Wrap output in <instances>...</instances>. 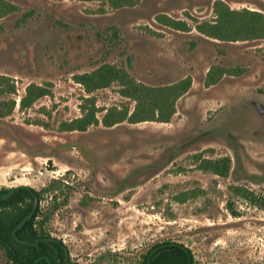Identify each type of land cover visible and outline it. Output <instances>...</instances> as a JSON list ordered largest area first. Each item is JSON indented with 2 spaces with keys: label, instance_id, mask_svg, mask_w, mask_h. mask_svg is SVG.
Listing matches in <instances>:
<instances>
[{
  "label": "rangeland",
  "instance_id": "1",
  "mask_svg": "<svg viewBox=\"0 0 264 264\" xmlns=\"http://www.w3.org/2000/svg\"><path fill=\"white\" fill-rule=\"evenodd\" d=\"M8 1L18 8L0 14V101L16 106L0 117V186L68 184L42 205L73 261L139 264L154 242L174 239L196 264H264V208L234 191L264 194V38L199 31L217 0ZM223 1L264 13V0ZM103 66L151 86L187 77L191 86L170 121L108 125L136 101L119 80L91 92L78 81ZM32 84L49 93L23 106ZM84 105L97 121L64 129ZM223 156L228 175L202 167ZM0 263L11 264L1 248Z\"/></svg>",
  "mask_w": 264,
  "mask_h": 264
},
{
  "label": "trees",
  "instance_id": "2",
  "mask_svg": "<svg viewBox=\"0 0 264 264\" xmlns=\"http://www.w3.org/2000/svg\"><path fill=\"white\" fill-rule=\"evenodd\" d=\"M115 6L134 4V0H108ZM18 7L8 0H0V14L6 15ZM216 17L197 23L202 33L222 40H248L264 38V13L249 8L235 9L223 0L215 3ZM168 23L177 28L187 29L186 22L168 18ZM6 76L0 75V82L5 83ZM79 82L87 91L109 86L119 80L124 85V93L136 101L131 114L127 110L119 111L115 117L109 114L104 117L106 124H113L129 119L132 122L145 120L170 121L177 111V99L191 86V78L162 86H151L136 82L124 70L103 66L92 72L79 74ZM28 95L22 98L23 106L31 104L36 98L49 92L42 86L32 84ZM9 91L13 92L12 89ZM92 100L86 97V101ZM11 101V102H10ZM86 105V104H85ZM84 107L82 117L76 118L64 126V129L85 130L97 121L94 110ZM16 106V100L0 101V117L10 114ZM202 167L226 176L231 168V158L223 156L217 159H205ZM66 182L54 178L48 185L37 189L28 184L0 186V248L11 264H76L69 248L63 239L54 236L48 222L54 209H45L42 201L52 194L57 200L58 193ZM234 191L252 204L264 208V194H257L243 186H234ZM56 192V193H55ZM235 210L232 208V212ZM2 264V263H0ZM139 264H196L192 248L174 239L154 242L141 255Z\"/></svg>",
  "mask_w": 264,
  "mask_h": 264
}]
</instances>
